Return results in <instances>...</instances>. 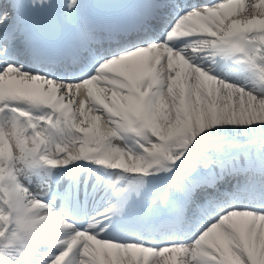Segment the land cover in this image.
I'll list each match as a JSON object with an SVG mask.
<instances>
[{
    "label": "snow or ice",
    "instance_id": "1",
    "mask_svg": "<svg viewBox=\"0 0 264 264\" xmlns=\"http://www.w3.org/2000/svg\"><path fill=\"white\" fill-rule=\"evenodd\" d=\"M0 264H264V0H0Z\"/></svg>",
    "mask_w": 264,
    "mask_h": 264
}]
</instances>
